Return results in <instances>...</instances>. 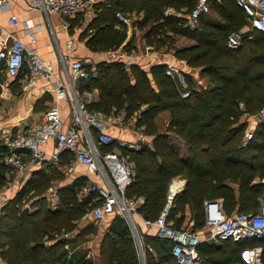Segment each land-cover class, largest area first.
<instances>
[{
	"label": "trees",
	"instance_id": "trees-1",
	"mask_svg": "<svg viewBox=\"0 0 264 264\" xmlns=\"http://www.w3.org/2000/svg\"><path fill=\"white\" fill-rule=\"evenodd\" d=\"M195 1H101L95 7L97 17L84 35L85 45L92 51L130 49L134 37L122 46L126 31L116 26L125 25L115 15L143 11L135 24L144 31L146 44L172 51L190 69L197 70L199 77L206 78L207 84L190 72L181 73L183 84L177 75L166 74V64H154L145 71L135 63L126 66L103 61L95 65L96 75L80 79L76 89L78 93L98 91V100L91 103V108L115 114L123 110L124 118L138 112L136 127L143 125V133L152 136L150 145L139 149L118 148L134 164L132 180L124 193L141 199L137 212L146 220H155L166 205L172 180L179 177L186 184L173 196L166 221L173 227H187L183 222L188 208L191 229L198 230L204 225L205 199H221L227 215L248 213L257 210L258 198L264 192V184L254 182L256 177H264L263 121L242 145L247 118L256 115L264 102V34L256 31L239 47L227 46L228 35L246 21L235 0H209L216 16L203 15L199 29L191 30L185 26L184 14L190 12ZM167 7L175 12L184 10L178 15H165ZM175 36H185L193 43L173 46ZM20 78L15 77L12 85H17ZM14 91L19 92V87ZM162 112L168 114L164 131L157 129L155 122ZM171 135L184 141L186 157L169 143ZM100 148L112 149L104 145ZM7 153L0 141V187L13 176L3 161ZM62 163L61 159L59 166L39 163L1 207L0 258L5 264H140L130 228L119 215H114L104 230L97 259L90 258V250L84 246L88 238H84L96 235L99 227L87 218L99 202L93 200L95 195L77 197L84 182L58 186L57 205L47 204L45 193L54 180L60 179L57 170ZM85 219L87 223L76 231ZM142 237L144 264H177L167 239L149 234ZM256 247L264 259V237L202 242L198 250L203 264H236L241 261L240 252Z\"/></svg>",
	"mask_w": 264,
	"mask_h": 264
},
{
	"label": "built area",
	"instance_id": "built-area-1",
	"mask_svg": "<svg viewBox=\"0 0 264 264\" xmlns=\"http://www.w3.org/2000/svg\"><path fill=\"white\" fill-rule=\"evenodd\" d=\"M95 0H31L29 7L36 9L48 18L50 14L69 17L88 10ZM236 5L244 12L247 24L245 28L232 31L227 37L229 48L239 47L243 39L254 37V32L264 34V0H235ZM5 0H0V9H4ZM210 10L209 0H196L194 7L186 16V27L191 30L199 29V19ZM167 13V12H165ZM116 17L120 22H127L128 17L117 12ZM19 23L16 16L7 18V25L14 26ZM31 21L23 23V33L31 42L36 40V35L31 31ZM63 28L68 33L63 53L56 44L57 63L42 59L37 49L26 45L15 33L1 29L0 36V87L5 78L22 76L25 87L34 86L37 81L52 82V89L56 98H66L71 105L69 119H64L60 114L58 105H50L41 114L38 124L29 129H18L14 134L9 130L4 138L3 145L7 149L4 163L19 175H27L41 162L59 166L61 156L69 154V162L65 165L64 172L72 173L77 165H85L101 179L100 183H89L81 190L82 195H95L93 200L98 201L90 210V215L95 222H100L109 215H119L128 224L134 237L140 264H144V252L141 238L138 234L132 213L135 212L139 198L127 197L125 187L131 182L133 169L118 148L139 147L144 141L140 135L137 142L126 141L115 137L109 132L111 125L122 123L124 116L115 113H106L102 110L91 108V96L78 94L73 81L83 79L89 75L95 76V66L91 70L86 66V61L74 56L75 40L70 34V23L63 22ZM105 63L123 64L126 66L134 63V59L123 48H113L105 51ZM65 74L66 83L60 82L56 77V69ZM166 74H180V71L169 65ZM264 122V102L255 115ZM136 133V132H135ZM253 137V130L246 129L242 138V145ZM49 140L52 141V151L45 154L42 147ZM109 146L111 150H102L100 146ZM28 158L22 160L21 156ZM264 182V180H263ZM169 186L166 205L153 220L144 219L146 226L156 228V235L167 239L171 243V255L177 264H203L198 247L202 242L219 243L231 239H254L264 237V192L258 198V207L255 212H235L224 214L221 204L217 199H205L203 202L204 225L200 231L191 227H173L166 221L168 205L173 198L175 183ZM11 183L0 187V198L7 191ZM177 188V187H176ZM49 193L55 197V190L49 187ZM53 199V198H51ZM53 207L55 206L54 201ZM248 253V251H246ZM247 264H264L260 248L251 251Z\"/></svg>",
	"mask_w": 264,
	"mask_h": 264
},
{
	"label": "crops",
	"instance_id": "crops-1",
	"mask_svg": "<svg viewBox=\"0 0 264 264\" xmlns=\"http://www.w3.org/2000/svg\"><path fill=\"white\" fill-rule=\"evenodd\" d=\"M30 1L31 0H5L6 2L5 8L0 9V36L2 34L1 29L4 28L6 30H9L15 33L18 37H20L26 45L35 47L37 49L38 55L42 59L56 64L57 63L56 44L59 46L60 50L63 53H65L66 51L65 43L68 37L67 36L68 33L63 28V22L68 21L71 26L70 34L73 36L75 40V44H76L75 50L73 53L74 56L86 61V64H87L86 66L90 68L97 65L100 62H103L105 51L90 50L85 45L84 35L91 21L95 17H97L98 12L95 9V7L101 1H104V0H95L91 4V6L88 8V10L83 13H78V14H75L69 17H61L56 14H50L48 18L45 17L44 14H42L40 11L30 8L29 7ZM183 10L184 9H181V11ZM181 11L175 12L174 8L167 7L164 10V13L167 12L165 13V15H169V14L178 15L179 13H181ZM125 15L127 17L132 16L127 22H123L125 25V28L122 27L121 24L117 25L116 28L117 29L123 28L126 31V40L124 41L122 45H125V42L127 43L131 39V37L138 38V40L134 42V45L130 48L133 53V57L132 56L131 57L134 59L135 64L139 65L145 71H148L150 66L154 64H166L167 67L169 65H172L180 71L179 75L177 74L175 75L179 77L182 83H183V80H182L181 73L190 72L191 74H194L195 71L197 72V70L190 69L186 65V62L184 60L177 59L174 56L172 51H166L165 49L156 50L155 48H153V46L146 44L145 39H144V31L141 30L143 33L141 34L140 37H137L140 31L136 27L135 23L136 21L140 20L143 17V11H140V12L134 11L131 14H125ZM11 16H16V18L19 21L17 25H14V26L7 25V18ZM184 16L186 17L187 15L184 14ZM25 21H31L34 25L31 28V31L35 33L36 35V40L34 42H31L29 38H27L23 33V23ZM117 21L119 20L117 19ZM246 24H247V21H246ZM246 24L242 28H245ZM88 32H90V30ZM175 37L176 38L182 37L186 40H190L189 44L179 45L176 47L187 46L193 43L191 39L185 36H175ZM55 73H56V77L58 78V80H60V82L66 83L67 78L61 70L59 73L58 68H57ZM13 79L14 78L7 79L4 77L3 82H2L3 86L0 87V99L1 101L4 102L2 107L0 106V141H1V144H3L4 138L6 137V135H8V133H2L3 129L7 131L10 130L14 134L19 128L26 130L31 127H34L36 124H38L42 112L52 104L54 105L56 104L59 106L60 114L64 119L66 120L69 119V113L71 109L70 102L66 98H56L54 90L52 89L53 80H50V81L40 80V81H37L34 86L25 87L22 76L19 79V81H17L18 86L12 85ZM79 80L73 81L75 84V88L77 87ZM17 87H19V92L14 91L16 90ZM78 94L81 96H87V95L91 96L92 102H95L98 100V91L96 89L92 90L91 92H82ZM163 114L164 113H159L156 116L155 121L159 117L163 116ZM167 122H168V119H167ZM260 122L261 120L258 119L255 115L253 116L251 115L247 118L248 124H247L246 129L254 130ZM124 131L125 132L119 131L116 125H111L109 128V132H111L112 135L115 136V133L119 134L122 137L120 139H123L126 141L137 142L139 136L143 135V133L137 129H135L134 132L130 130L129 132L127 130H124ZM144 140H145V137H144ZM147 140L150 141L149 138ZM171 140H174V141H171ZM177 141L179 142V144L177 143ZM182 141H183L182 139L177 138L173 135L169 137V143L173 147H175L176 150H178V153L181 156L186 157L188 155V149L186 145H184L185 151L184 152L182 151V145H183ZM149 145H150V142H149ZM52 148H53L52 141L49 140V142L45 146L42 147V150L45 152V154H49L51 153ZM69 156H70L69 154H66V155L63 154L61 156V160L63 161V163L60 164V167L58 168L64 171L65 165L69 162ZM27 158L28 157L26 155L21 156L22 160H26ZM9 170L11 171L13 176L10 178V180H8V182H10L11 185L9 189L4 192V195H6L8 191H11V189H15L17 191L19 187L24 183V181L30 176L32 172L31 170V172L28 173L27 175H19L17 172L12 170L11 168H9ZM64 174H65V177L62 181L63 182L62 185H67V184L70 185L76 181H82L84 182L83 183L84 185H88L89 183L96 184V183L101 182V179L98 176H96L92 171H90L89 168L85 165H77L74 168L72 173L67 174L64 172ZM263 180H264V177L262 178L256 177L254 179V182H261L264 184ZM172 181L175 183L174 194L179 193L186 184V180L179 178V177L174 178ZM58 186H60V183L54 186H50L55 190V197L50 195L49 190H47L45 193L46 200L47 201L53 200L55 206L57 205V201L59 200L58 194H57ZM82 187L80 188V194H81ZM87 196H91V195L81 194V196L78 198L81 199L82 197H87ZM217 200L221 204L222 212L226 214V212L223 209L221 199H217ZM132 215H133V220L136 224L138 234L141 237V239H142L141 233L149 234V235H156V228L153 226H146L144 224L143 222L144 218L137 212V208L135 212L132 213ZM184 215H185V219L183 222V226H185L186 224L188 225L192 224V222L189 221L191 214L188 208H186ZM113 216L114 215H109L105 219L100 221V222H103L104 220L106 221V226H104L105 229ZM88 217L90 220H92V216L90 215V213H88ZM87 219H85L84 221H86ZM100 222H96V223H100ZM100 240L101 238L99 239L97 243L90 242V240L84 243V246L89 248L90 250L89 256L92 259H97L96 257L99 252ZM253 250H257V248H253ZM0 264H5V261H3L1 258H0Z\"/></svg>",
	"mask_w": 264,
	"mask_h": 264
},
{
	"label": "rangeland",
	"instance_id": "rangeland-1",
	"mask_svg": "<svg viewBox=\"0 0 264 264\" xmlns=\"http://www.w3.org/2000/svg\"><path fill=\"white\" fill-rule=\"evenodd\" d=\"M210 16H212V17H215L216 15L213 13V11H212V9H210L209 10V12L206 14V15H204L202 18H205V17H210ZM132 16H129L128 17V20L131 18ZM133 19V18H132ZM246 24V21L244 22V25ZM140 32H139V34H138V36L137 37H140L141 36V34L143 33L141 30H139ZM134 39V42H136L137 40H138V38H133ZM134 42H133V45H134ZM190 43V40H186V39H184V38H182V37H178V38H176L175 37V42L173 43V46H179V45H184V44H189ZM132 45V46H133ZM123 46V45H122ZM112 48V47H111ZM117 48V47H116ZM162 50L163 49H165V48H161ZM126 52H127V54L129 55V56H132L133 57V53H132V51H131V49H124ZM194 75L196 76V78L197 79H199V81L201 82V83H204V84H207V80H206V78H204V77H199V74H198V72H194ZM21 92V91H20ZM3 101H1V99H0V106L2 107V105H3ZM142 108H143V106H142ZM138 112H134V113H132L131 114V116L129 117V118H124V120L122 121V123H120V124H116V126H117V128H118V130L119 131H123V132H125L124 130H127L128 132H129V130L130 131H132V132H134L135 131V129H137V130H139L140 132H142L143 133V125H140L138 128L136 127V119H137V116H136V114H137ZM162 113H164L163 114V116H161V117H159L155 122H156V125H157V129L159 128L160 130H162V131H164L165 130V127H166V122H167V116H168V114L166 113V112H162ZM119 114H121L122 116H123V110H121L120 112H119ZM143 135H144V137H145V140L144 141H142V142H140V144H139V147H134V148H132V149H139V148H141V147H143V146H145V145H149V142L152 140V136H146L144 133H143ZM115 136H117L118 138H122L119 134H116L115 133ZM149 138V140L150 141H148L147 139ZM171 141H174V140H171ZM177 143L179 144V142L177 141ZM182 143H183V145H182V151L184 152L185 151V147H184V145H185V143H184V141H182ZM181 144V143H180ZM124 155V154H123ZM124 157H125V159L127 160V162L131 165V167H132V169H134V164L132 163V161L130 160V158H129V156L128 155H124ZM59 170H57V171H59L61 174H60V179H58V180H54L53 181V184H52V186H54V185H57V184H59L60 183V186H63L62 184H63V179H64V177H65V174H64V171L63 170H61L60 168H58ZM57 175V174H56ZM56 175H55V177H56ZM60 181V182H59ZM16 193V190L15 189H11V191H8L7 192V194L6 195H4V196H2L1 198H0V210H1V207H3L5 204H6V202L8 201V199L9 198H11L15 193ZM14 193V194H13ZM81 196V194H80V190L78 189V192H77V197H80ZM47 204L50 206V207H53L52 206V202L51 201H47ZM26 205V204H25ZM88 219H89V217H88ZM89 221H91L90 219H89ZM87 223V222H86ZM85 223V221H82V222H79L78 223V227H77V230L76 231H78L84 224H86ZM96 225H98V227H99V233L98 234H96V235H93V234H88V236H86V238H84V239H87L88 238V240L87 241H89L90 240V242H94V243H97L98 241H99V239L101 238V236H102V234H103V232H104V230H105V228H104V226H106V221L104 220L103 222H100V223H95ZM191 225L192 224H190V225H188L187 227H191ZM201 230V228L200 229H198L197 231H200ZM141 234H143V233H141ZM141 238V237H140ZM142 239H143V237H142ZM142 239H141V242H142ZM232 246H230V245H228L227 246V248H231ZM257 248V247H256ZM251 250H253V249H248V253H246V252H240L239 254V256L241 257V261H239V263H236V264H247V262L249 261V259H250V256H251ZM238 253V252H237ZM263 256H261V258H262Z\"/></svg>",
	"mask_w": 264,
	"mask_h": 264
},
{
	"label": "water",
	"instance_id": "water-1",
	"mask_svg": "<svg viewBox=\"0 0 264 264\" xmlns=\"http://www.w3.org/2000/svg\"><path fill=\"white\" fill-rule=\"evenodd\" d=\"M168 207H169V205H168ZM257 249H259V248H257Z\"/></svg>",
	"mask_w": 264,
	"mask_h": 264
},
{
	"label": "bare ground",
	"instance_id": "bare-ground-1",
	"mask_svg": "<svg viewBox=\"0 0 264 264\" xmlns=\"http://www.w3.org/2000/svg\"><path fill=\"white\" fill-rule=\"evenodd\" d=\"M173 190H174V187H173Z\"/></svg>",
	"mask_w": 264,
	"mask_h": 264
}]
</instances>
